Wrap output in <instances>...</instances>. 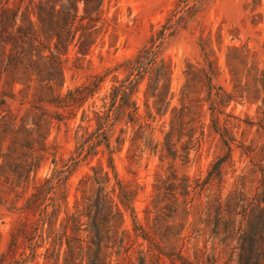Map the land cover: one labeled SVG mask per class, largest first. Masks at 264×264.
<instances>
[{"label": "trees", "instance_id": "obj_1", "mask_svg": "<svg viewBox=\"0 0 264 264\" xmlns=\"http://www.w3.org/2000/svg\"><path fill=\"white\" fill-rule=\"evenodd\" d=\"M103 1L0 0V189L11 192L27 184L39 158L42 154H49L46 146L49 130L65 118L57 110L69 117L74 116L99 90L103 76L95 75L65 95L57 93L64 83L68 52L76 49L77 54L85 57L94 46L103 24ZM188 1L180 0L183 8L177 10L174 17L181 16L175 21L169 20L159 32L158 39H163L179 21H185V16L191 15L194 5L188 6ZM250 1L253 6H259L262 0ZM159 44L141 50L118 66L126 78L115 81L100 99V110L92 112L97 124L95 131L87 135V128L78 127L77 132L84 131L80 137L83 141L76 149L78 157L98 154L100 148L112 154L108 132L124 116L131 118L132 125L138 123L130 140V152L139 150L137 142L145 134L155 132L149 122L152 112L159 116L165 104H169L166 98L170 71L164 61L157 62ZM226 67L232 80L230 94L213 84L217 69L206 54L202 65L186 66V81L180 93L181 107L172 111L170 132L164 137L166 145L174 132L178 134L179 142L182 131L188 128L191 140L194 129L200 130L199 139H196L199 147L204 137L200 113L206 103L211 116V132L218 136L230 154L234 140L226 127L218 124L220 109L233 99L234 94L239 98L252 95L254 101L260 102V107L264 108V65L257 63L255 55L246 46H232L226 54ZM143 81H146L143 94L146 120L138 114L133 100L136 88ZM14 102H18L19 109L11 108L10 103ZM25 104L29 107L21 112ZM46 106H52L56 111ZM189 116L190 120L185 123L184 119ZM90 121L89 114L84 111L81 122ZM158 145L156 143L155 151ZM244 149L248 157L250 154H264V148ZM170 150L171 147L167 146L166 152L175 154ZM255 157L250 161V173H258L260 180L253 194L246 196L233 191L224 199L216 196L196 209L198 222L210 230L211 240L221 237L218 245L222 249L218 256L224 251L227 256L224 264H264V165L262 160L256 162ZM222 163V160L218 161L213 170L219 169ZM113 179L110 186L108 173L93 168L91 176L78 182V197L72 211L67 210L58 221V212L65 201L61 190L65 170L38 178L21 208L25 219L11 233L6 252L0 254V264H23L38 258L42 259V264H134L132 254L135 248L139 264H164L162 257L165 254L157 241L156 225L151 235L137 223L133 216L132 192L115 175ZM185 182L182 213L187 217L193 197H189L191 186L187 185L188 180ZM127 211L133 221L131 233L123 229ZM139 239L147 243V250L141 249L142 243L135 247ZM233 242L236 245L228 248ZM41 248L43 252L38 253ZM206 250L204 247L195 252V260L203 258ZM175 256L182 264H191L180 252ZM166 258L170 264H175L169 254ZM217 262L215 259L207 263Z\"/></svg>", "mask_w": 264, "mask_h": 264}, {"label": "rangeland", "instance_id": "obj_2", "mask_svg": "<svg viewBox=\"0 0 264 264\" xmlns=\"http://www.w3.org/2000/svg\"><path fill=\"white\" fill-rule=\"evenodd\" d=\"M193 5L194 11L190 16H185V21H179L169 34L158 39L163 26L169 20L175 21L181 16L177 14L174 17L176 11L183 8L180 0L103 1V24L96 42L85 57L77 54L76 49L68 52L64 64V83L57 93L65 95L95 75L103 76L99 90L74 116L69 117L62 110H57L65 118L48 132L46 146L49 154H42L39 158L37 168L29 175L27 184L11 192L0 189V254L6 252L14 228L24 221L25 214L21 208L38 178L50 177L58 170H65V180L61 186L65 201L58 212L60 221L67 210L72 211L78 197V182L85 176H91L93 168H101L108 173L110 186L114 183L115 175L132 192L133 216L137 223L151 235L156 225L157 241L165 254L162 257L164 264H170L167 254L175 264H182L175 256L179 252L191 264H208L215 259H218L216 264L225 263L227 256L224 251L218 256L222 249L218 245L221 237L211 240L210 230L198 222L196 209L216 196L224 199L233 191L246 196L254 193L260 176L250 173V161L256 156L255 161L262 160L264 165V154H250L248 157L244 148H264V108L260 107V102L254 101L252 95L239 98L234 94L233 99L220 109L218 124L225 126L234 140L230 154L223 148L218 136L211 132V116L206 103L200 113L204 137L199 147L196 144L200 132L198 129H194L193 140L188 137V128L182 131L179 142L176 132L170 136L167 145L164 137L170 132L173 109L181 107L180 93L186 81L184 72L188 64L202 65L206 54L217 69L213 84L223 88L227 94L232 92V80L226 67L229 47L246 46L255 55L257 63L264 65V0L259 6H253L250 0H189L188 6ZM158 43L157 62L162 60L168 66L170 81L166 98L169 104H165L159 116L152 112V119L149 120L155 132L152 135L145 134L137 142L139 150L130 152V140L138 129V123L132 125L131 118L124 116L108 132L112 154L100 148L98 154H82L78 157L76 149L83 141L80 137L84 133L77 132L78 127L87 128V135L95 131L97 124L92 112L100 110V99L115 81L126 78L118 66L141 50ZM145 83L141 82L133 95L142 120H146L143 95ZM10 106L19 109L18 102L10 103ZM28 107L25 104L21 112ZM46 108L56 111L52 106ZM84 111L91 118L89 123L81 122ZM190 118L186 117L184 122ZM156 143L159 145L155 151ZM167 146L175 154H168ZM220 160L223 163L214 171L213 166ZM211 171L214 174L209 177ZM186 180L187 185L191 186L188 189L189 197H193L187 217L182 213L185 198L182 196V187ZM132 227L133 221L127 211L124 213L123 229L131 233ZM178 238L180 240L176 241ZM140 243L141 249L147 250V243L140 239L135 247ZM234 245L236 242L228 248ZM204 247L207 249L206 255L195 260L194 253ZM42 252L43 248L39 249L38 253ZM132 255L133 263L139 264L136 248ZM42 263V259L38 258L23 264Z\"/></svg>", "mask_w": 264, "mask_h": 264}]
</instances>
